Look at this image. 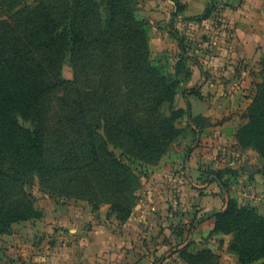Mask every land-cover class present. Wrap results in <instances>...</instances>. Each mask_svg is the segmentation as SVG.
Listing matches in <instances>:
<instances>
[{"label": "trees", "instance_id": "trees-1", "mask_svg": "<svg viewBox=\"0 0 264 264\" xmlns=\"http://www.w3.org/2000/svg\"><path fill=\"white\" fill-rule=\"evenodd\" d=\"M27 1L0 0V237L14 222L41 216L26 190L35 180L52 198L85 200L94 210L108 204L107 217L124 222L140 179L109 147L158 162L185 113L173 102L178 67L190 74L186 58L181 53L174 63V77L151 63L136 0ZM67 55L73 80L61 77ZM245 116L236 139L264 159L261 93ZM211 218L210 234L231 235L228 249L239 263L264 258V215L254 207L228 198ZM178 253L188 264H220L207 247Z\"/></svg>", "mask_w": 264, "mask_h": 264}, {"label": "crops", "instance_id": "crops-1", "mask_svg": "<svg viewBox=\"0 0 264 264\" xmlns=\"http://www.w3.org/2000/svg\"><path fill=\"white\" fill-rule=\"evenodd\" d=\"M135 15L152 54L186 58L190 74L174 96L183 135L146 165V177L137 174L138 200L124 222L107 217L108 204L94 210L46 194L35 203L39 218L1 235L0 264H188L178 250L202 244L228 198L264 215V159L235 136L264 59V0H136Z\"/></svg>", "mask_w": 264, "mask_h": 264}, {"label": "rangeland", "instance_id": "rangeland-1", "mask_svg": "<svg viewBox=\"0 0 264 264\" xmlns=\"http://www.w3.org/2000/svg\"><path fill=\"white\" fill-rule=\"evenodd\" d=\"M32 2H33V0H28L27 1L28 4H31ZM149 57H150L151 63L154 66L159 67L163 74H166L167 76L174 77V71H175L174 69L175 68H174V64L173 63H176V61H178L176 58L172 59L170 56H168L166 54L165 55L164 54H154V53L152 54L151 51H150ZM172 64H173V66H171ZM178 73H179V76H181V78H183L185 76L183 74L184 70L181 67H178ZM256 76H257L258 81L255 84L253 97L256 94H259V93H261V96L264 97V59H263V62L260 64V66H259V68L257 70V75ZM61 77L64 80H73L74 79L73 78L74 77V71H73L72 64L70 62V56L69 55H67L65 57V59H64V61L62 63V66H61ZM173 108L174 109L178 108V107L175 106L174 102H173ZM245 114H246V110L243 113V117L245 118V121L238 127V129L247 122V117L245 116ZM20 122L25 127H30L29 122L21 120V119H20ZM176 127L178 128V130L176 132V136L177 137L174 139V141L178 140V138L183 135V130L180 129V127H178L177 121H176ZM174 141L172 143H174ZM172 143L170 144V146H172ZM170 146H169V148L166 150V152L163 155H165L168 152V150L170 149ZM109 148L112 150V152L118 158H120L122 161H124L126 164H128L134 170V172L140 176L141 179H142V177L143 178L146 177V164L145 163L124 155L122 153V151L120 149H118V148H115V147H112V146H110ZM161 157H160V159H161ZM157 163H155V164H157ZM231 182H232L231 181V177H230V179H227L225 182H223V185H224V187H225V189L227 191H230L229 190L230 189L229 186H230ZM26 190L28 191V193L31 194V197H32L33 202H34V205H35V203L38 204V203H40V202H42L44 200H47L44 197V196H46L47 193L45 191H43L39 187V185H38L36 180L33 183H31L28 186H26ZM228 193H230V192H228ZM54 199L56 201L72 200V199H63V198H54ZM224 201H225V198L220 196V202H224ZM230 240H231V235H225L224 234V235L218 236V235L210 234L209 236H207L206 238H204L202 240V244H199V245H196L195 247H193L192 251L193 252L197 251L196 248H198V247H199V249H203V248L207 247L214 254L218 255V257H219L218 260H219L220 264H241V263H239L237 261V257L235 255V253L232 252L230 249H228V243H229ZM158 260L159 259H156L155 264H160V262ZM250 264H264V260H257L255 262L250 263Z\"/></svg>", "mask_w": 264, "mask_h": 264}, {"label": "water", "instance_id": "water-1", "mask_svg": "<svg viewBox=\"0 0 264 264\" xmlns=\"http://www.w3.org/2000/svg\"><path fill=\"white\" fill-rule=\"evenodd\" d=\"M209 247V246H208Z\"/></svg>", "mask_w": 264, "mask_h": 264}]
</instances>
